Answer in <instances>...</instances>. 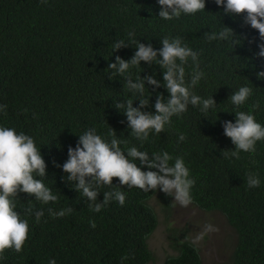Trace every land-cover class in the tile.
Listing matches in <instances>:
<instances>
[{
  "label": "trees",
  "instance_id": "1",
  "mask_svg": "<svg viewBox=\"0 0 264 264\" xmlns=\"http://www.w3.org/2000/svg\"><path fill=\"white\" fill-rule=\"evenodd\" d=\"M158 11L156 0H0V104L7 106L0 113V124L35 138L47 163L44 183L59 197L55 203L41 204L28 194H18L17 211L29 220L28 238L20 252L6 249L0 264H48L49 259L56 264H147L153 260L148 241L158 215L151 200L160 196L168 214L171 197L113 184L100 189L97 202L103 192L119 190L126 195L125 204L113 199L100 212H93L87 198L73 189L74 184L64 183V173L52 163L62 164L68 146H75L78 135L93 127L105 136L112 127L124 150L139 146L127 129L126 117L115 108L132 98L131 93L124 77L107 67L116 55L128 59L134 53L136 45L130 41L128 47L113 52L114 42L128 40L130 31L156 48L165 36L182 38L198 53L199 70L204 72L194 93L205 98L213 95L217 102L207 113L190 105L180 117H172L164 131L150 133L140 150L183 156L195 179L190 204L224 216L233 229L234 248L227 264H264V140L256 143L254 152H240L239 159L225 158L223 153L234 146L221 126L224 120L234 121L231 112L237 111L252 113L264 124V79L256 75L264 70L257 46L264 41L258 30L244 23L243 14L226 15L214 0H206L205 11L170 21L161 19ZM226 26L236 34L235 46L206 39V33ZM185 67L188 80L194 65L189 60ZM131 71L133 79L153 71L162 79L158 65L141 62ZM243 85L252 87L253 94L236 107L230 96ZM158 91L167 95L163 87ZM181 133L186 139L178 141ZM249 173L259 175V187H248ZM117 180L114 177L113 183ZM29 207L43 209L44 216L37 222L33 214L25 213ZM68 208L71 211L59 217L48 211ZM169 232L168 246L175 254L167 255L163 264H202L198 246L185 231Z\"/></svg>",
  "mask_w": 264,
  "mask_h": 264
},
{
  "label": "clouds",
  "instance_id": "2",
  "mask_svg": "<svg viewBox=\"0 0 264 264\" xmlns=\"http://www.w3.org/2000/svg\"><path fill=\"white\" fill-rule=\"evenodd\" d=\"M214 2L222 7L226 15L243 14L244 23L258 30L260 40L264 41V0ZM156 3L159 5L157 15L166 21L179 19L182 15H195L205 11L206 6V0H156ZM235 37L233 29L228 26L206 33L208 41H230L233 46L237 44ZM129 41L136 45L131 57L124 59L116 55L114 62H110L107 67L124 77L131 93L132 98L118 102L115 108L126 117L127 129H130L131 135L139 141V146L132 145L124 150L112 127L108 136L98 134L97 129L93 127L78 135L75 146H68L67 159L62 164L56 161L52 163L64 173L61 180L66 184H74L73 189L87 198L93 212H100L113 199L121 206L125 204L126 195L119 190L103 192L102 199L97 202L101 194L100 189L113 184L126 185L128 188L137 187L145 192L159 191L166 197H172L181 206H187L192 202L191 190L195 179L190 175V169L183 156L173 157L165 150L150 155L140 149L149 140L150 133L159 134L164 131L165 127L171 124L172 117H180L190 105L197 107L202 113H207L215 109L217 102L213 95L205 98L194 93L193 88L204 77V72L199 70L198 53L184 43L182 38L165 36L159 41L160 47L156 48L151 42H141L136 38L135 32L130 31L128 40L119 39L114 42L113 52L131 45ZM257 46L258 55L264 57V43ZM189 60L194 68L190 79L186 80L185 66ZM141 62L150 67L158 65L162 79L157 78L155 71L143 76L139 74L133 79L131 70L141 66ZM256 75L264 79V70ZM149 86H152L151 91ZM161 87L166 90V96L158 91ZM146 91L151 95L156 93L154 102L150 103L151 95H147ZM252 94V87L240 86L231 93V103L239 107L245 104ZM134 101H138L136 106H133ZM6 107L0 104V113L5 112ZM231 113L235 114L234 121L224 120L221 126L224 136L230 138L234 147L223 155L225 158L239 159L240 152H254L256 143L264 140V124L257 121L252 113ZM185 139L183 133L178 137V141ZM46 176L47 163L35 138L23 131H17L15 127L0 124V257L6 249L20 252L28 238L29 220L17 211L16 198L19 193L28 194L41 204L58 201L59 197L44 183L43 178ZM114 177L118 178L116 183H113ZM247 184L249 188L259 187V175L249 173ZM48 211L59 217L70 212L71 208ZM25 213L33 214L37 222L44 216L43 209L33 211L31 207L25 209ZM211 227L205 225V231L211 230ZM156 262L157 256L153 252V260L147 264ZM48 264H56L55 259H49Z\"/></svg>",
  "mask_w": 264,
  "mask_h": 264
},
{
  "label": "rangeland",
  "instance_id": "3",
  "mask_svg": "<svg viewBox=\"0 0 264 264\" xmlns=\"http://www.w3.org/2000/svg\"><path fill=\"white\" fill-rule=\"evenodd\" d=\"M170 201L173 207L167 214L160 196L151 200L158 215V225L148 241L149 248L157 256L155 264H161L165 256L174 253L168 247L170 230L172 233L177 230L186 232V236L198 246L203 264H227L232 256L235 236L225 217L214 211H201L191 204L181 206L172 197ZM205 225H211V230L205 231Z\"/></svg>",
  "mask_w": 264,
  "mask_h": 264
}]
</instances>
